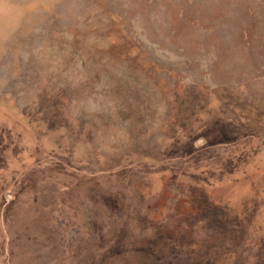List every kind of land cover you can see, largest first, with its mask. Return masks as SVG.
<instances>
[{
  "label": "rangeland",
  "instance_id": "1",
  "mask_svg": "<svg viewBox=\"0 0 264 264\" xmlns=\"http://www.w3.org/2000/svg\"><path fill=\"white\" fill-rule=\"evenodd\" d=\"M0 264H264V0H0Z\"/></svg>",
  "mask_w": 264,
  "mask_h": 264
}]
</instances>
